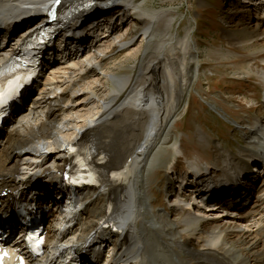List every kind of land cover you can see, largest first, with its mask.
<instances>
[{
	"label": "bare ground",
	"instance_id": "6f19581e",
	"mask_svg": "<svg viewBox=\"0 0 264 264\" xmlns=\"http://www.w3.org/2000/svg\"><path fill=\"white\" fill-rule=\"evenodd\" d=\"M76 1L0 0V28L4 30L1 32L12 34L7 48L0 51V68L11 59L31 30L32 27L28 26L20 30L28 14L54 6L63 7ZM92 1L94 5L90 14H103L96 17L101 25L104 26L106 16H111L107 20L110 24L109 36L96 42L94 39L91 45H84L83 52H73L65 63L56 65L46 75L43 86L34 93L33 98L28 99L22 113L19 111L16 114V121L4 129L0 139V182L4 187L23 188L22 200L44 206L51 232L60 236L56 248L49 255L36 259L31 257L29 264H62L59 257L71 244L81 246L78 252L83 253V258H100L96 249L97 246L102 247L105 241H92L84 248L85 240L80 236L83 232L92 231L102 218H110L119 227L117 230L109 228V236L114 242L107 244L126 264H163L162 257L156 252L158 244L164 246L166 254L176 252L180 259L166 264H198L202 262L196 261L199 259H204L207 264H222L221 261L231 263L233 260H239L233 264H264V181L249 190L250 186H244V197L241 195L243 202L232 200L230 205H224L227 208L218 206L217 209L203 210V206L197 207L198 201L183 202L188 215L184 220H177L173 230L180 226L182 228L184 224L189 227L184 230L183 233L187 234L179 242L167 233L161 211L153 209L149 200L144 170H149L159 161L169 129L175 124L176 114L182 108L184 92L198 75V70L192 68L197 54L190 46L189 33L184 37L171 33L177 12L173 8L148 10L144 6L146 0ZM251 2H254L259 15L264 16V0ZM113 9L116 11L112 12ZM116 16L118 21L121 17L122 26L118 25V21L114 24ZM135 23L139 24L137 32L141 33L140 42ZM12 24L15 28L10 31L7 27ZM258 25L257 21L255 26ZM260 35H264V30ZM166 42L170 45L169 50ZM231 42L237 43L236 48L245 47L243 40ZM246 44L249 43L246 41ZM130 61H133L132 70L120 72L122 65ZM238 67L246 75L252 73L250 63ZM259 74L264 82V68ZM256 117L255 126L244 129V139L250 145L257 144L258 149L252 147L246 150L250 152V158H264V117ZM76 142H89L93 150L105 154L106 163L99 166L103 169L104 180L91 193L85 191L87 194L77 209L64 213L66 206L59 197L66 193L59 180L51 185L46 179L38 180L35 173L42 167V172H56L63 168L68 159L67 149ZM250 145L243 147L241 152H245ZM173 148L176 153L174 159L183 156L189 168L194 169L200 163V157L192 159L185 155L179 141ZM242 153L240 155L247 154ZM228 157L232 162L229 166L237 171L249 162L248 158H233L230 154ZM253 167L255 175L259 170L263 171L260 167ZM22 169L26 171L23 177L19 175ZM120 169H126L128 173L122 181H117L113 174ZM251 191L256 194L251 195ZM251 197L250 205L243 206ZM113 198H116V205L111 213ZM10 199L11 194L1 198L0 210L12 209L8 204ZM170 200H174L172 203L176 204V209L183 204L175 200V195ZM3 204L7 206L4 208ZM166 214L170 215V212ZM68 215L71 217L67 218ZM195 215L204 217L197 218ZM207 221H214L218 226L238 228L241 233L249 232L248 237L251 238L247 243L252 244L250 249L258 252L255 263L252 255L242 253L241 248L236 249L231 243L222 247V256L218 255L216 249L219 246L213 240L222 238L223 232H214L208 244L204 240L205 228L199 227L205 226ZM198 223L197 228L192 227ZM139 224L141 227H138ZM153 241L155 246L150 249ZM203 242L207 243L209 249L207 245L202 249L204 251L196 248ZM212 246H215L213 252ZM184 254L189 257L184 258ZM214 255L221 261L218 262Z\"/></svg>",
	"mask_w": 264,
	"mask_h": 264
},
{
	"label": "rangeland",
	"instance_id": "374dc122",
	"mask_svg": "<svg viewBox=\"0 0 264 264\" xmlns=\"http://www.w3.org/2000/svg\"><path fill=\"white\" fill-rule=\"evenodd\" d=\"M144 6L148 10H171L173 8L177 14L174 19V26L171 29L172 35L184 37L186 33H189L190 46L194 48L193 51L197 54L192 64V68L198 70L196 71L198 72L197 78L191 87L184 92L182 108L176 114L175 124L169 129L168 140L163 143L162 155L159 156V161L155 162L156 164L149 170H144L146 191L153 205L152 208L160 209L162 217L165 216L162 221L165 230L171 234L176 242H179L187 234L183 232L189 226L184 224L183 228L180 227L179 230L172 231V226H175L176 219L181 217L182 213L171 212L170 216L166 214L167 212L165 213V210L168 211L169 208L165 199L166 182L164 172L168 166L176 161H178L177 166L184 167L181 158L174 162L176 153L173 145L178 141L182 142V150L186 152L187 157L195 158L196 156L201 157L200 161L215 162L223 170L227 168L225 166L226 162H228V166L232 163L228 154L233 158H250V152L246 149L252 147L258 149L257 144L250 145L249 141L244 139L246 134L244 129L251 127V122L257 115L264 117V96H262L264 82L259 74L264 68V35H260L264 30V16L259 15L253 4L248 2L239 4L236 0H146ZM134 17L138 19V17ZM257 21L259 25L255 26ZM135 26L137 39L140 42L142 39L141 33L137 32L139 24L135 23ZM235 38L243 40L245 47L236 48L237 43L231 42L236 40ZM251 40H253V43ZM246 41L249 44H246ZM165 45L169 50L170 45L168 42ZM249 63L251 64L252 73L246 75L238 66ZM131 64H133V61L123 64L120 72H130L132 70ZM239 71L242 73H238ZM244 77H246L245 80H243ZM208 103L222 108L229 114L228 117L244 124L241 125L243 128L237 130L230 127L231 123L213 112ZM216 139H219L221 144L215 141ZM214 144L217 148L214 147ZM248 145L250 146L246 147L245 152L242 153L241 149ZM241 153L247 154L240 155ZM224 174L221 171V176H224ZM147 203L149 204V201ZM96 207L94 206V208ZM185 215H188L187 212ZM247 218L248 220L251 219V217ZM140 222L142 223V220ZM207 222L204 227L206 230L204 240H207V243L210 240L212 241L211 236L214 232H223L220 236L222 238H216L217 240L214 238L215 240H213L216 243L215 245L219 246L216 249L218 255L222 256L224 253L222 243L229 242L232 244L234 240H239L240 243L234 247L236 249L241 248V252H244V254L252 255V261L254 260L255 263L258 252H256V249H250L252 244L247 243L251 238V236L248 237L249 232L241 233L238 228L228 225L218 226L214 221ZM195 225L198 226L200 223ZM138 227H141V224ZM192 227H194V224ZM232 231H236V233ZM230 235L232 242L226 239ZM224 238L225 242H223ZM207 243L203 242L204 245L202 243V245H196V248L204 251L202 249L206 248ZM154 246L155 242L153 241L150 249ZM212 248L211 252H213L215 246H212ZM207 249H209V246ZM253 250H255L254 253ZM164 251V246L158 244L156 252L157 255L162 257L163 264L180 260L176 252L168 255ZM188 254L191 255L190 252ZM184 256V258L189 257L187 254H184ZM215 257L218 262L221 261L219 257L218 259L217 256ZM196 261H202L198 264H207L204 259ZM233 262L235 261L233 260ZM233 262L231 263L233 264ZM221 263L231 264L229 261L225 263L221 261Z\"/></svg>",
	"mask_w": 264,
	"mask_h": 264
},
{
	"label": "snow or ice",
	"instance_id": "6c2138e0",
	"mask_svg": "<svg viewBox=\"0 0 264 264\" xmlns=\"http://www.w3.org/2000/svg\"><path fill=\"white\" fill-rule=\"evenodd\" d=\"M56 2L59 3L60 0H56ZM52 18H55V17H54V14H53ZM28 239H32V237L29 236ZM3 255H7V253H4ZM3 255H0V264H2Z\"/></svg>",
	"mask_w": 264,
	"mask_h": 264
}]
</instances>
